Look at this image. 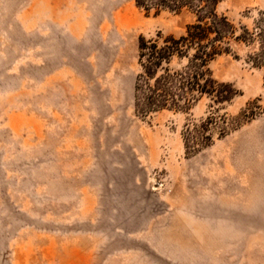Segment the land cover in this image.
I'll list each match as a JSON object with an SVG mask.
<instances>
[{
	"label": "rangeland",
	"instance_id": "rangeland-1",
	"mask_svg": "<svg viewBox=\"0 0 264 264\" xmlns=\"http://www.w3.org/2000/svg\"><path fill=\"white\" fill-rule=\"evenodd\" d=\"M215 12L250 37L209 65L234 97L141 116L138 39L192 13L0 0V264H264V0Z\"/></svg>",
	"mask_w": 264,
	"mask_h": 264
},
{
	"label": "trees",
	"instance_id": "trees-1",
	"mask_svg": "<svg viewBox=\"0 0 264 264\" xmlns=\"http://www.w3.org/2000/svg\"><path fill=\"white\" fill-rule=\"evenodd\" d=\"M221 0H135L145 13L161 11L179 14L183 10L194 15L184 32L175 37L157 34L140 37L137 44L139 72L134 83V108L141 116L162 110L187 111L203 97L213 103L230 101L235 90L231 84L212 77L210 63L218 56L231 53V43L250 41L247 30L236 28L215 8ZM254 66L264 65L263 52L251 57ZM212 118H208L207 122ZM190 148L202 147L209 140L205 133L188 130Z\"/></svg>",
	"mask_w": 264,
	"mask_h": 264
}]
</instances>
